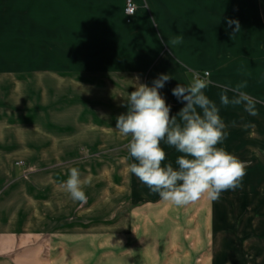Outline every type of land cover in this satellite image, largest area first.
<instances>
[{
    "label": "rangeland",
    "instance_id": "rangeland-1",
    "mask_svg": "<svg viewBox=\"0 0 264 264\" xmlns=\"http://www.w3.org/2000/svg\"><path fill=\"white\" fill-rule=\"evenodd\" d=\"M262 6L260 27L215 28L231 40L225 69L239 64L244 49L256 47L264 56ZM3 11L0 7V19ZM23 11L11 17L4 11L12 23L0 34V53L6 55L0 60V237L11 243L0 257L7 264H264V122L261 129L220 116L231 130L220 146L246 163L240 187L216 201L204 196L183 207L164 202L127 171L133 162L127 152L130 138L114 128L116 117L127 112L121 105L134 90V78L145 84L148 78L73 76L47 72L40 60L23 61L15 54L20 43L14 38L34 42L29 47L34 50L46 44L45 34H32L36 28L29 21L35 15L26 17ZM135 15L125 14L128 20ZM44 16H37L39 26L45 25ZM21 29L30 33L20 36ZM251 36L263 42L250 44ZM204 72L210 73L205 93L213 102L222 94L231 101L243 92L254 101L253 111L264 115V74L215 77L212 69L199 68L191 81ZM168 89L164 94L173 96ZM166 102L171 115L184 106L176 97ZM256 126L258 138H237L238 129L248 137ZM161 146L174 163L180 153ZM73 167L82 179L92 177L84 203L73 201L63 188ZM31 213L40 215L35 228Z\"/></svg>",
    "mask_w": 264,
    "mask_h": 264
},
{
    "label": "crops",
    "instance_id": "crops-1",
    "mask_svg": "<svg viewBox=\"0 0 264 264\" xmlns=\"http://www.w3.org/2000/svg\"><path fill=\"white\" fill-rule=\"evenodd\" d=\"M134 2L138 10L132 20L125 16V0H0V7L10 17L22 9L26 17H31V13L35 15V20L29 21L30 26L36 28L32 34H45V46L39 44L36 50L31 49L29 47L34 42L20 37L14 38V42L20 43L14 51L29 64H35L36 60L43 61L47 72L63 71L73 76L145 75L149 86L160 74H168L172 79L160 89L166 101L175 96L165 95L164 89L172 91L178 83L185 86L190 84V76L199 68L212 69L215 77L247 74L263 77L264 56L256 47L242 52L239 64L233 67L239 69V73L225 69V61L230 59L231 40L225 33L220 36L215 28L229 27V20L238 21L239 29L260 27L264 0ZM41 12L45 13L43 18L46 23L39 26L37 16ZM3 13L0 34L3 27L12 23ZM28 33L26 29H21L19 35ZM177 37L180 38L178 43L174 42ZM257 42H263V38L249 37L250 44L256 45ZM5 56L2 51L0 60ZM232 101L229 100L227 104L214 102L225 121L252 126L260 124L262 129L264 115L251 107L248 110L246 102L237 104ZM253 127L247 128L252 130ZM91 129H97L95 122L91 124ZM229 129L225 127L224 131L227 133L231 131ZM256 129L257 126L248 137L238 129L237 138L251 139L253 135L258 138ZM37 155L42 156L41 152ZM31 214V228H35L40 225V215ZM15 217L12 221L17 220ZM9 226L15 228L17 224L14 221ZM8 245L11 243L0 237V253H6ZM0 264H7V260L0 257Z\"/></svg>",
    "mask_w": 264,
    "mask_h": 264
},
{
    "label": "clouds",
    "instance_id": "clouds-1",
    "mask_svg": "<svg viewBox=\"0 0 264 264\" xmlns=\"http://www.w3.org/2000/svg\"><path fill=\"white\" fill-rule=\"evenodd\" d=\"M228 24H235V31L240 27L235 20ZM179 40L177 37L174 42ZM209 76V72H204L203 77L195 75L190 84L178 83L172 89V95L184 105L176 115L170 114L171 106L160 93L172 78L160 74L149 86L137 76L134 90L121 105L127 112L116 117L114 128L121 136L130 138L127 152L133 162L128 164L127 171L158 193L162 201L177 207L204 196L216 201L224 191L240 187L246 175V163L220 146L226 139V126L217 105L205 93L211 83ZM242 101L251 110L254 101L246 93L241 92L232 102ZM221 102L227 104L229 100L222 94ZM161 142L180 153L174 163L168 161ZM91 182V176L82 179L79 169L73 167L63 188L73 201L84 203V188L91 186Z\"/></svg>",
    "mask_w": 264,
    "mask_h": 264
},
{
    "label": "built area",
    "instance_id": "built-area-1",
    "mask_svg": "<svg viewBox=\"0 0 264 264\" xmlns=\"http://www.w3.org/2000/svg\"><path fill=\"white\" fill-rule=\"evenodd\" d=\"M137 6L133 0H125V14L127 17L132 18L135 15Z\"/></svg>",
    "mask_w": 264,
    "mask_h": 264
}]
</instances>
